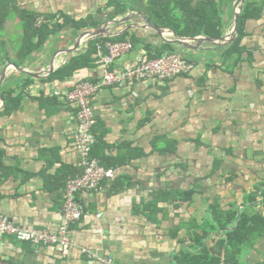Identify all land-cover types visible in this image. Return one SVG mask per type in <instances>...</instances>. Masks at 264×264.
Masks as SVG:
<instances>
[{"label": "crops", "instance_id": "1", "mask_svg": "<svg viewBox=\"0 0 264 264\" xmlns=\"http://www.w3.org/2000/svg\"><path fill=\"white\" fill-rule=\"evenodd\" d=\"M16 2L21 10L63 13L88 25L75 36L65 29L41 53L21 57L17 54L23 33L20 17L4 22L0 30V74L9 66L42 74L41 79H34L9 70L3 82L2 98L3 88H8L14 90L17 101L9 112L4 111L6 103L0 102V220L54 233L65 221L67 180L82 173L75 145L77 108L54 94L68 93L83 81H100L104 74L98 64L100 54L93 56L90 68L69 78H52L93 41L83 42L69 57L61 52L68 51L79 34L113 20L115 12L106 7L109 0ZM236 2H225L221 38L232 32ZM133 20L109 29L119 34L142 19L135 16ZM244 30L245 54L238 65L223 57L229 45L206 41L196 52L171 44L174 54L195 66L190 74L165 83L147 80L98 92L91 100L96 121L91 154L105 165L120 163L112 180L129 177L136 187L113 191L110 179L95 192L79 193L77 201L84 213L70 225L72 249L67 256L58 249L7 236L0 242V264H102L98 260L110 259L114 264H174L176 256L188 250L179 241L188 240L189 223L201 228L214 220V207L220 212L236 209L239 216L245 213L254 218L250 228L255 229L248 231L250 241L242 248H247L246 260H240L242 255L238 262L264 264V9L259 18L246 21ZM126 33L142 42L110 66L111 72H121L140 58L156 60L146 44L158 48L170 44L141 29ZM53 65L54 72L48 74ZM161 137L167 145L155 143ZM160 191H192L193 196L180 202ZM154 199L158 210L148 208ZM239 221L240 217L230 230ZM176 231L179 241L174 238ZM216 233H211L209 245L215 237H225L224 230Z\"/></svg>", "mask_w": 264, "mask_h": 264}, {"label": "trees", "instance_id": "2", "mask_svg": "<svg viewBox=\"0 0 264 264\" xmlns=\"http://www.w3.org/2000/svg\"><path fill=\"white\" fill-rule=\"evenodd\" d=\"M148 1L147 3H145ZM198 0H134L128 4L130 0H109L107 8L113 9L115 16L124 17L129 14L130 10L138 11L144 14L156 26L173 30L178 36L183 38H196L201 35H206L211 38H221L224 30V5L233 3L235 0H206L197 4ZM264 9V0H248L245 4L243 13L239 20V33L235 42L225 48L223 53L224 59L234 60L235 65L240 64L245 54V49L242 46L245 36L244 26L247 20L251 18H259ZM18 15L21 19V45L19 46L18 57L30 56L35 53H41L44 45L52 38L62 35L65 29L70 30V34L75 36L78 31L87 28L86 20H74L71 17L61 14H37L28 10H21L17 6L16 0H0V29L4 28V22ZM95 25V23L93 24ZM107 42H131L133 46L142 42L141 38L131 36L129 33L118 38H102L91 42L89 48L84 54L73 58L66 67L61 69L53 80L69 78L76 72L88 69L95 63L93 56L97 54H106ZM97 45V46H96ZM145 48L150 54H155V58L160 59L164 53L174 54V49L171 44H166L163 47H155L152 44H146ZM156 59V60H157ZM11 63V62H10ZM2 64V62H0ZM17 67L19 63H15ZM10 91V92H8ZM14 90L3 88L4 111L8 110L17 100L13 98ZM164 141L167 145V140L163 137L157 138L155 143ZM174 145V142H172ZM169 147L167 148V150ZM92 156V154H91ZM93 157V156H92ZM98 161V160H97ZM101 166L107 170L117 171L119 164L105 165L98 161ZM112 180V179H111ZM110 181V179H109ZM111 189L119 191L125 187H136L137 183L129 177H116L111 181ZM158 194L174 195L177 201H190L193 192H167L160 191ZM157 199V198H156ZM148 208L158 210V200H153L149 203ZM234 208V207H233ZM214 220H208L206 225L201 228L197 224H190L188 228V240L179 241V231L174 232L175 240L180 244L188 245L187 251H182L176 256L174 264H239L238 258L242 256V248L249 241L250 230L255 227L252 224L251 216L241 214L236 209L226 212H220L217 207L212 212ZM239 221L236 229L235 227ZM254 220V218H253ZM257 221H260L257 220ZM264 222V220H263ZM187 226V225H186ZM224 230L225 237L217 240L215 237L212 245H209L208 240L213 232L216 235L217 231ZM249 240V241H248Z\"/></svg>", "mask_w": 264, "mask_h": 264}, {"label": "built area", "instance_id": "3", "mask_svg": "<svg viewBox=\"0 0 264 264\" xmlns=\"http://www.w3.org/2000/svg\"><path fill=\"white\" fill-rule=\"evenodd\" d=\"M133 45L129 42H107V54L100 53V62L104 67V74L100 81H83L68 92H55V96L77 108L75 132V145L81 155V175L67 180L65 188V202L63 206L64 224L57 232L46 230H32L28 227L15 225L7 219L0 220V242L4 237H14L16 241L36 246L58 249L67 256L72 244L70 240V225L79 221L83 216L84 209L77 201V195L81 192H95L105 180L112 179L115 175L113 170H107L91 156L96 137L93 133L95 116L91 107L92 98L104 89H125L132 87L136 82L156 80L159 83L172 81L176 78L188 75L195 66L188 60L176 54H167L160 59L148 61L143 58L137 59L131 67L121 72H111L112 66L120 57L129 53ZM2 171L0 170V182ZM88 258L87 251L82 250ZM102 264H114L113 260H98Z\"/></svg>", "mask_w": 264, "mask_h": 264}, {"label": "water", "instance_id": "4", "mask_svg": "<svg viewBox=\"0 0 264 264\" xmlns=\"http://www.w3.org/2000/svg\"><path fill=\"white\" fill-rule=\"evenodd\" d=\"M246 1L247 0H237V2L235 3V12H234L232 32L230 35L225 36V37L218 39V40H214V39L207 38V37L183 38V37L178 36L172 30L161 28V27L154 25V23H152L144 14L139 13V12H133V13H130V15H127L124 17H118V18H115L113 20H108L101 27H98L94 31H88V32H84V33L79 34L75 43L72 45V47H70L68 49V51L61 52V54L69 57V56L74 55L75 53H77L79 51V47L83 42H85L87 45H89L91 41H94L97 39H101V38H105V37H107V38H109V37H120L128 31L140 30V29L161 37V39L165 43L179 45L181 47L190 49V51L198 52L199 49L204 45V43L206 41H212L213 45H215V46H223V45L227 46V45H230L233 42H235L236 39L238 38L239 19H240V15L242 13V10H243V7H244ZM135 16L141 18L142 20L139 22L132 23V25L123 29L121 31V33H119V34L111 33L112 30L109 28H111V27L113 28V26H114V28L118 29V27H121V26L128 24L130 22H133L134 21L133 18ZM151 34H149V35H151ZM9 70H14L17 73L27 75V76L32 77L34 79H41L40 75H42L38 72L36 74H34V73H31L30 71H28L26 69L16 68L15 66H9L8 68H6V70H4L0 74V102H1V104H3L1 89L3 86L4 80H6V78L8 77ZM54 70H55V68L53 65L52 68L50 69V71L48 72V74H52L54 72Z\"/></svg>", "mask_w": 264, "mask_h": 264}, {"label": "rangeland", "instance_id": "5", "mask_svg": "<svg viewBox=\"0 0 264 264\" xmlns=\"http://www.w3.org/2000/svg\"><path fill=\"white\" fill-rule=\"evenodd\" d=\"M131 1H134V0H130V2H128V4H131ZM148 1H146L145 3H147ZM135 12V11H134ZM1 30V29H0ZM3 34V32H0V35H2ZM243 252H242V258L240 259L241 261H243V262H245V260H246V255H244V254H246L247 253V248L246 249H244V250H242ZM244 253V254H243ZM241 263V262H240ZM244 264V263H243Z\"/></svg>", "mask_w": 264, "mask_h": 264}]
</instances>
